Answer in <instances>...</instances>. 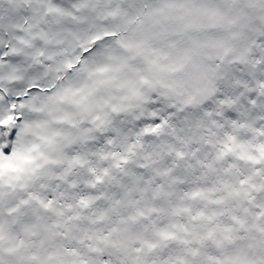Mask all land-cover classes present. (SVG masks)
I'll return each mask as SVG.
<instances>
[{"label":"snow or ice","instance_id":"6c2138e0","mask_svg":"<svg viewBox=\"0 0 264 264\" xmlns=\"http://www.w3.org/2000/svg\"><path fill=\"white\" fill-rule=\"evenodd\" d=\"M0 264H264V0H0Z\"/></svg>","mask_w":264,"mask_h":264}]
</instances>
